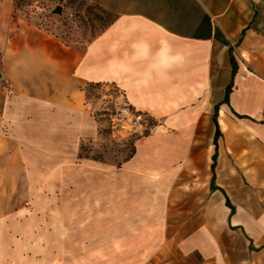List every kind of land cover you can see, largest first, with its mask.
<instances>
[{"label": "crops", "instance_id": "0c3cea01", "mask_svg": "<svg viewBox=\"0 0 264 264\" xmlns=\"http://www.w3.org/2000/svg\"><path fill=\"white\" fill-rule=\"evenodd\" d=\"M89 1L113 17L82 52L47 43L27 49L38 55L30 61L22 46L16 68L0 70V264L24 263L30 247L51 237L58 213L96 214L115 229L121 196L141 207L132 212L145 227L154 216L164 226L170 187L216 151L208 134L214 140L215 108L231 83L218 119L229 108L257 134V180L264 181V0ZM15 10V0H0L4 58L19 29ZM89 84L115 85L126 104L155 121L120 166L80 154L83 140L99 136L87 108ZM211 178L210 190L222 191ZM58 188L80 196V205L54 204ZM153 200L160 206L152 213ZM225 206L228 225L242 224L236 208L231 215ZM214 250L217 264L220 244Z\"/></svg>", "mask_w": 264, "mask_h": 264}, {"label": "rangeland", "instance_id": "374dc122", "mask_svg": "<svg viewBox=\"0 0 264 264\" xmlns=\"http://www.w3.org/2000/svg\"><path fill=\"white\" fill-rule=\"evenodd\" d=\"M15 3L14 25L19 29L15 28L8 40L9 58L0 50V70L16 68L15 51L22 46L26 52L21 56L30 61L38 55L27 49L47 43L80 53L113 17L89 0ZM86 102L98 122L99 136L82 141L81 156L122 165L134 153L136 140L150 132L155 121L151 117V127L139 131L125 122L114 128L113 120L126 103L122 91L113 84L87 85ZM226 110L229 130L223 129L219 119L223 134L218 142L216 182L229 196L242 224L228 225L223 192L213 193L209 188L212 159H208L200 168L187 169L184 181L170 187V197L162 206L167 211L164 226L157 225L154 216L153 226L145 227L146 220L132 212L141 207L129 203L133 198L121 196L117 208L120 223L115 229L112 219L101 221L96 214L58 213L51 237L30 247L33 251L26 253L20 264H215V254L210 253L218 244L217 264L224 260L227 264H264V231L259 229L264 221V181L257 180L263 147L257 134L229 108ZM208 141L213 142V133L208 134ZM57 193L54 204L80 205V196H66L59 188ZM153 202L148 206L152 213L160 206L157 200Z\"/></svg>", "mask_w": 264, "mask_h": 264}, {"label": "trees", "instance_id": "16d2710c", "mask_svg": "<svg viewBox=\"0 0 264 264\" xmlns=\"http://www.w3.org/2000/svg\"><path fill=\"white\" fill-rule=\"evenodd\" d=\"M230 57H231V61H232V65H233V75H235L237 69H238V64L235 60V57L233 55V53L230 51ZM232 83L230 85L227 86L226 88V94H225V98L224 100L220 103V104H223V103H227L229 104L230 103V93H231V90H232ZM220 104L216 105V108H215V114H214V117H213V120H214V123H215V126H216V131H215V134H214V145H215V153L213 154L212 156V159H213V162L211 164V170H212V178H211V187H214V189L217 188V186L215 185V182H216V165H217V158H218V148H219V138L222 136V131H221V127H220V123H219V119H218V116H219V108H220ZM239 117H242V115H238ZM223 191V190H222ZM224 195H225V203L228 207H230L231 209V215L235 213V207L234 205L232 204L229 196L226 194L225 191H223Z\"/></svg>", "mask_w": 264, "mask_h": 264}, {"label": "built area", "instance_id": "2783aa9c", "mask_svg": "<svg viewBox=\"0 0 264 264\" xmlns=\"http://www.w3.org/2000/svg\"><path fill=\"white\" fill-rule=\"evenodd\" d=\"M120 122L127 123V125L135 131L151 127L150 115L138 111L128 104H125L119 109L118 116H116V118L113 120V127L115 128L120 126ZM122 126L126 127L125 124H123Z\"/></svg>", "mask_w": 264, "mask_h": 264}, {"label": "bare ground", "instance_id": "6f19581e", "mask_svg": "<svg viewBox=\"0 0 264 264\" xmlns=\"http://www.w3.org/2000/svg\"><path fill=\"white\" fill-rule=\"evenodd\" d=\"M227 120H228L227 113L224 110H222L220 114V123L222 124L224 130H229Z\"/></svg>", "mask_w": 264, "mask_h": 264}]
</instances>
